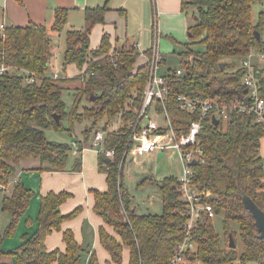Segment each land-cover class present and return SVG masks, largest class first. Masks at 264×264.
<instances>
[{"label":"trees","instance_id":"1","mask_svg":"<svg viewBox=\"0 0 264 264\" xmlns=\"http://www.w3.org/2000/svg\"><path fill=\"white\" fill-rule=\"evenodd\" d=\"M254 1L183 0V8L196 7L197 20L188 28L189 40L180 43L175 51L182 73L170 75L167 107L177 132L184 131L198 116L197 110L189 112L179 107L177 93L250 103L248 88L242 83L244 67L226 58L242 59L251 46L264 49V39L255 34V30L261 31L264 12H259L257 21H253ZM106 9V4L86 7L84 27L65 30L62 66L73 63L93 71L83 80L80 74L71 78L50 76L53 45L45 24L9 25L0 33V64L11 67L0 73V183L8 184L16 164L30 156H38L51 169L65 168L70 143L48 139L46 128L71 132L75 122L89 118L91 122L82 130L87 141L103 119L107 130L105 145L114 147L115 155L104 161L107 189L92 192L93 210L114 231L110 233L103 225L98 228L100 243L111 257L106 264H124V246L128 248L127 264H168L174 246L184 234L186 202L177 189V177L166 176L157 181L162 193V212L138 213L130 208L131 198L123 187L124 162L117 181L118 164L129 137L128 124L136 118L148 68L146 64L135 66L138 53L132 43L124 42L113 48L107 33L98 48H90L91 27L103 21ZM67 14L66 7H57L51 28L63 30ZM175 67L169 70L174 71ZM19 69L34 72L36 80L25 81ZM256 75L259 93L264 98V65L256 64ZM72 78L79 83L66 86L65 82ZM65 92L71 98L65 97ZM66 98L71 100L69 104ZM116 119L121 125L108 130V124ZM263 136L264 122L247 110H233L218 123L209 117L202 122L198 134L202 153L191 165L192 181L199 191H210L208 200L215 213L223 211L226 221L238 223L237 232L225 229L224 242L227 244L228 240L229 244V233L233 238L238 233L242 249L239 253L236 246L224 249L211 218L200 217L193 229L197 247L186 254L185 264H221L237 258L241 264L246 261L264 264V237L259 236L254 217L242 201L248 195L264 211V155L260 151ZM77 163L80 164L79 159ZM32 195V189L18 181L10 194H3L1 207L12 214L7 233L14 232ZM69 195L65 190H50L41 195L34 232L24 235L12 250L1 246L0 235V254H13L18 264H100L96 251H89L87 245L79 243L71 228L62 230V222L75 216L82 207L78 205L62 213L60 205ZM53 230H62L64 249L47 247L46 237ZM0 264L12 263L0 261Z\"/></svg>","mask_w":264,"mask_h":264},{"label":"crops","instance_id":"2","mask_svg":"<svg viewBox=\"0 0 264 264\" xmlns=\"http://www.w3.org/2000/svg\"><path fill=\"white\" fill-rule=\"evenodd\" d=\"M182 2L183 0H0V24L3 23L5 28L9 25H26L30 22L43 23L48 28L49 35L51 36L55 32L59 34L62 31L58 32L51 28L54 19V12L57 7H66L68 9V19L64 26L65 30H67L69 28L84 27V9L86 7H95L106 4L107 9L103 13V21L96 22L89 32L91 49L98 48L104 33L109 35V40L113 48L119 47L124 42H129L132 44L138 43L143 49H148L153 41L155 31H158L160 35V48L161 44L163 48V45H167V42L175 44L189 40L188 16L193 19L195 23L197 20V18H194V16L197 15L196 7L190 5L187 8H183ZM254 2L259 3V8H261L259 12H264V0H255ZM256 21L257 20H255V22ZM261 28H263L262 24ZM260 36L263 38L262 30L260 31ZM51 41L53 45L54 42L52 37ZM56 50L57 47L53 45L50 66H52L53 61L56 62V60H58ZM258 51L259 49L255 48V53ZM61 58L62 57H60L59 62L62 64ZM226 59L231 61L229 58ZM252 59L255 64H260L261 66L264 65V61H261L257 54H254ZM144 62L145 58L139 56L136 59L135 66H139ZM239 64L237 63V65ZM68 65L75 64L69 63L67 66ZM75 67L78 68L76 65ZM162 68H170L166 63L165 57ZM77 70L73 72L66 71L64 76L71 78L81 72V68H78ZM71 80L72 79L67 80V82L70 81L71 83ZM77 84L72 83L71 86L73 85L74 87ZM116 120L118 126H115L113 123L114 121H112L110 125L108 124L107 126L108 130H116L121 125L120 120ZM81 135L82 137L76 135V138H72L71 141L75 140L79 145H84L85 148L79 155L73 154V158L68 156L67 165L63 170L49 168V164L43 162L38 156L27 157L16 164L15 172L11 177L10 182H12V184L16 181L22 183L25 187L32 189L33 195L30 198L26 212L18 220L17 230L12 238L15 240L18 232L22 230L21 232L23 233L21 238L19 237L16 239V243H14L16 244L15 246H17L22 242L24 235H29L34 232L37 227L36 216L39 210L41 195L50 190H65L70 192V195L60 205L62 213H67L78 205H81L82 207L75 216L67 218L62 222V230L71 228L76 240L79 243L87 245L89 251L94 249L97 253L96 245L99 243L101 248L108 255V258H105V263H102L99 254L97 253L99 262L100 264H106V260H111V257L108 251L100 243L98 228L103 225L110 233H114V231L112 227L105 224L102 217L93 210L94 196L92 189H98L101 191L107 189V172L104 161L107 162L109 158L106 156V159H104L102 153L98 152L91 146H88L90 145V138L86 141L84 140L82 132ZM87 149L96 151L97 156L95 158V166L97 167V171L102 174L105 182L102 181L97 183L92 179L91 173H86L87 170L91 171L89 165L83 162V152ZM158 151L160 150H156L155 153ZM150 152L141 155H133V160L138 162L140 156L149 154ZM68 153L70 152L68 151ZM262 155H264V153H262ZM78 159L80 160V164L77 163ZM179 161L181 162L180 158ZM95 166H93L92 170ZM79 174L81 175L82 180H79ZM76 180L78 181L75 182ZM152 180L156 179L153 178ZM89 190H91V192H89ZM82 191L85 195L84 198L81 194ZM0 193L3 196L6 192L2 190ZM19 226H21L20 230L18 229ZM62 230H53L47 235L46 245L49 249L55 247L60 249L65 248V243L62 240ZM244 264L259 263L255 261H247Z\"/></svg>","mask_w":264,"mask_h":264},{"label":"built area","instance_id":"3","mask_svg":"<svg viewBox=\"0 0 264 264\" xmlns=\"http://www.w3.org/2000/svg\"><path fill=\"white\" fill-rule=\"evenodd\" d=\"M0 28V33L2 34L4 30L3 23L0 24ZM159 36L158 31H155L153 41L148 49H143L138 43L133 44L137 50L138 57L142 56L145 58L143 64L147 65L148 76L143 89L141 103L136 109V118L128 124L130 129L129 137L118 164L117 181L119 182L120 180V170L128 154L141 155L150 151L171 148L177 151L183 165L182 175L177 177V189L181 199L186 202L184 209L185 222L183 237L174 246L168 264H185L187 262L186 254L197 247L193 237V229L197 220L200 217L212 218L215 215L213 205L208 200L210 191H199L192 181L190 162L192 159L197 161L202 153L201 147L198 144V134L202 122L208 117L212 120V115L218 118L219 121L226 119L233 110L253 112L258 121L264 122V98L259 93L256 64L252 59L253 55L257 54L259 59L264 61V49L255 53L254 46H251L248 54L242 57L240 61V65L244 67L242 83L248 88L247 97L250 102L248 105L238 99L224 102L216 97L177 93L176 98L181 109L189 112L198 111L197 118L190 121L184 131L177 132L167 107V96L170 93V75L173 73L177 75L181 74L182 68L174 66V71H170L169 68H162L164 57L160 48ZM52 67L50 76L52 78H59L60 71L58 66ZM85 67L79 72L81 80L93 73V71H86ZM10 68V66L2 63L0 64V73ZM19 71L24 74L25 81L32 82L36 80L34 72L24 69H19ZM158 116H163L164 123L159 121ZM106 134L107 130L104 127H96L90 137V146L109 159H113L115 149L114 147H107L105 145ZM84 148V145H79L77 141L72 140L69 152L79 155ZM1 186L3 187V185ZM124 214L127 216L125 209Z\"/></svg>","mask_w":264,"mask_h":264},{"label":"rangeland","instance_id":"4","mask_svg":"<svg viewBox=\"0 0 264 264\" xmlns=\"http://www.w3.org/2000/svg\"><path fill=\"white\" fill-rule=\"evenodd\" d=\"M261 8H259V3L254 2L252 5V19L255 22L257 20L258 13ZM262 36L264 38V13L262 14ZM194 23L193 19H191L188 16V27L189 25H192ZM54 46L57 47L56 53H57V59L56 62L53 61L52 66H58L60 71V77H63L68 72H73L77 70L78 68L75 67V65H66V68H63L62 64L59 62L60 57H62L63 50L65 48V28L58 34L57 32L53 33L51 35ZM175 43V42H174ZM180 43L172 44L171 42H167V45L161 44V52L164 54V57L166 59V63L170 67L177 66L179 64L178 55L176 54V50L179 49ZM257 51V50H256ZM230 60L235 61L236 63H240L241 58L239 56H232L229 57ZM49 67V72L51 73L53 67ZM78 71V70H77ZM72 83L77 84L78 79L72 78L71 83L70 81H66L65 84L68 87L71 86ZM65 97L71 98L70 94H64ZM66 98V99H67ZM68 104L71 100L67 99ZM85 102V100H84ZM159 121L161 123H164L163 116H158ZM91 120L89 118H86L82 121H77L73 125L72 131H61V130H55L54 128H46L45 129V135L48 139H53L57 141H64V142H70L72 138H76V135L82 137L81 132L82 129L89 124ZM115 126H118L117 120L113 122ZM110 125V123H109ZM98 126H104V120H100L96 127ZM90 146V145H88ZM261 153H264V138L261 139V146H260ZM97 156V153L95 150L87 149L83 152V162L87 163L89 165V168H91V171H86L87 174H92V179L96 181L97 183H100L104 181L102 174L97 171V167L95 166V158ZM69 157L73 158V154L69 153ZM93 166L95 168L92 170ZM183 171V165L179 161L178 155L175 151V149H166V150H160L155 153V151L150 152L149 154H145L143 156H140L138 159V162L133 160V155L128 154L122 175H123V187L128 192L131 203L130 208H134L136 212L138 213H161L162 212V193L161 190L157 184V181L162 180L166 176H176L180 177L182 175ZM79 172V171H78ZM156 180H152V179ZM79 180L81 179V175L79 174ZM76 180L75 182H77ZM105 182V181H104ZM11 183V184H10ZM14 183L9 182L8 184H1L0 183V191L4 190L6 194H10L12 192V189L14 187ZM3 185V187L1 186ZM91 192V190H89ZM2 193V192H1ZM0 193V235L2 236L1 245L3 248L6 249H14L16 246V239L19 237L21 238V235L23 232L19 231L16 239L13 240L12 237H14V233L17 230V226L14 229V232L7 233L9 223L12 219V214L9 210L3 209L1 207V199L2 195ZM4 193V192H3ZM82 197L84 198V192H81ZM212 221L213 227L215 231L219 234L221 244H223V248L228 250L230 247L228 246V240L227 244H225V232L226 230L232 231L235 230L238 231V223L233 220H225L224 212L219 211L216 212L215 215L210 219ZM226 221V222H225ZM18 224V223H17ZM18 229H21V226L18 227ZM226 229V230H225ZM53 238V237H52ZM234 241L236 243V250L237 253H239L242 249V243L239 234H236V237L234 238ZM19 243V242H18ZM225 244V245H224ZM97 253L99 254V257L102 261V263H105V258H108L107 253L101 248L99 243L96 245ZM128 258V248L127 246H124L123 253H122V259L123 263L126 264ZM0 261H7L12 264H18L17 259L13 254H0ZM247 262V261H246ZM244 262V263H246ZM243 263V264H244ZM221 264H241L239 259H234L231 262L227 263H221Z\"/></svg>","mask_w":264,"mask_h":264},{"label":"water","instance_id":"5","mask_svg":"<svg viewBox=\"0 0 264 264\" xmlns=\"http://www.w3.org/2000/svg\"><path fill=\"white\" fill-rule=\"evenodd\" d=\"M194 18L196 19L197 15H195ZM255 34H256L257 38L260 37V31L255 30ZM48 65H49V63H48ZM222 65H223V63L221 62L220 66H222ZM91 98H94V96L91 95ZM55 118L58 120L59 115L56 114ZM212 118H213L212 120L214 121V123L219 122V119L216 118L214 115H212ZM195 163H196L195 159H192L190 162L191 165H193ZM242 201H243L244 207L246 209H248L254 217L255 225H256V228L259 232V236L264 237V211L248 195H244L242 197ZM228 245H229V247H235L236 246L233 235L231 233H229V244Z\"/></svg>","mask_w":264,"mask_h":264}]
</instances>
